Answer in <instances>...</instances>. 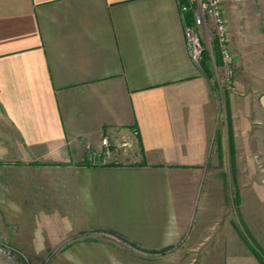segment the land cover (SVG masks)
<instances>
[{
	"label": "crops",
	"instance_id": "obj_1",
	"mask_svg": "<svg viewBox=\"0 0 264 264\" xmlns=\"http://www.w3.org/2000/svg\"><path fill=\"white\" fill-rule=\"evenodd\" d=\"M189 20L179 0H0V165H51L85 227L160 249L215 194L210 164L242 153L264 177V63L219 90Z\"/></svg>",
	"mask_w": 264,
	"mask_h": 264
},
{
	"label": "rangeland",
	"instance_id": "obj_2",
	"mask_svg": "<svg viewBox=\"0 0 264 264\" xmlns=\"http://www.w3.org/2000/svg\"><path fill=\"white\" fill-rule=\"evenodd\" d=\"M221 6L235 84L238 58L246 65L264 63V0H221ZM198 30L205 46L198 64L216 81V42ZM236 160L210 164L215 178L203 186L215 194L204 195V210L193 214L177 242L161 249L85 227L68 175L42 171L51 165L29 163L22 172L0 165V264H264V198L258 201L254 192L264 189L262 166L253 158L250 170L242 153Z\"/></svg>",
	"mask_w": 264,
	"mask_h": 264
},
{
	"label": "built area",
	"instance_id": "obj_3",
	"mask_svg": "<svg viewBox=\"0 0 264 264\" xmlns=\"http://www.w3.org/2000/svg\"><path fill=\"white\" fill-rule=\"evenodd\" d=\"M187 4L179 5L180 11L191 13L190 22L184 27L189 57L199 63L205 50L204 42L199 32L203 28L206 40L216 42L221 58V74L216 80L217 88L221 91L231 90L234 86V56L229 46L226 20L223 14L221 0H187ZM136 134L135 130L131 131ZM104 146L108 145L107 139H102ZM121 145H126L122 142ZM91 159H94L91 157ZM104 161V160H103Z\"/></svg>",
	"mask_w": 264,
	"mask_h": 264
},
{
	"label": "trees",
	"instance_id": "obj_4",
	"mask_svg": "<svg viewBox=\"0 0 264 264\" xmlns=\"http://www.w3.org/2000/svg\"><path fill=\"white\" fill-rule=\"evenodd\" d=\"M182 4H187L188 5V2H187V0H182V1H180L179 0V5H182ZM188 17H189V19H190V17H191V13L190 12H187V14H186ZM187 22H190V20L189 21H187ZM205 52V51H204ZM204 52H203V54H204ZM202 59V58H201ZM203 69V68H202Z\"/></svg>",
	"mask_w": 264,
	"mask_h": 264
}]
</instances>
